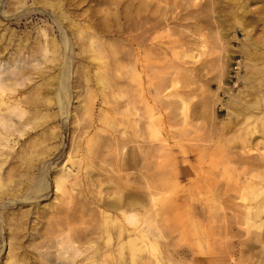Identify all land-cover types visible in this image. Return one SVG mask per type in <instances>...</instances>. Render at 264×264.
<instances>
[{
	"label": "rangeland",
	"instance_id": "rangeland-1",
	"mask_svg": "<svg viewBox=\"0 0 264 264\" xmlns=\"http://www.w3.org/2000/svg\"><path fill=\"white\" fill-rule=\"evenodd\" d=\"M22 70L25 77H10ZM0 78L19 79L12 95L25 109L37 107L32 99L45 83L64 90L61 104L47 96L46 117L34 129L9 138L6 153L15 159L4 170L22 167L0 190V264L9 256L12 264H57L64 213L48 210L55 198L73 219L74 248L102 244L117 257L114 241L104 243L111 233L98 229L100 209L115 192L122 202L127 194L143 200L137 209L145 210L134 257L124 245L119 264H264V211L259 219L253 214L264 194L244 185L263 172L264 122L242 117L264 118V0H0ZM85 125L88 136L81 135ZM80 135L84 158L74 183L55 192L47 174L48 189L33 201H9L23 189L20 181L38 180L40 162L47 171L75 155ZM35 143L55 150L45 158L38 147L31 157ZM151 186L166 192L156 216ZM150 217L162 239L140 226Z\"/></svg>",
	"mask_w": 264,
	"mask_h": 264
},
{
	"label": "bare ground",
	"instance_id": "bare-ground-1",
	"mask_svg": "<svg viewBox=\"0 0 264 264\" xmlns=\"http://www.w3.org/2000/svg\"><path fill=\"white\" fill-rule=\"evenodd\" d=\"M63 36H65V35H63ZM62 40H63V38H62ZM93 45H95L94 42H93ZM55 46L54 45H51L50 46L51 54H52V57L53 58H56V55H55L56 52L54 50L56 48ZM89 48H91V47H89ZM94 48H96V46ZM97 48L99 49V46ZM27 50H29V49H27ZM3 51H4V49H3ZM93 51H95V49H93ZM96 51H97V49H96ZM100 51L101 50L99 49V51H97V53L99 52L101 54ZM93 54H95V52ZM93 56H96L97 57L98 55L95 54ZM98 58H100V57H98ZM98 58H97V60H99ZM93 60H95V59L93 58ZM46 62H49V61L46 60ZM98 63L100 65V61H98ZM98 71H99V69H98ZM26 72H28V71H26ZM26 72H24L23 70L22 71H19L18 73L11 72L10 73V77H25L26 76ZM103 72H104V70H103ZM41 75L43 76L44 73L41 74ZM99 75H97V76H99ZM43 77H45V76H43ZM102 77H103V75H102ZM31 78H28L27 81H30ZM102 79H104V78H101L100 79L99 84L100 85H105L104 84V80L105 79L104 80H102ZM18 80L19 79L0 78V190H1V186L4 188V186H6L8 184L9 185H12V182H13L12 180L14 179V177H18V174L20 173L19 172V169H21V167H22V162H20L19 166L12 167L8 171L4 170L5 164H7L8 162L10 164L11 163H14V162H11V161L15 159L14 156H11L10 154L6 153L8 151H11L12 148H13V146H11V145L8 144L9 143V138L10 137H13L15 135V133L18 134V137L22 136L23 135V132H24V129H25L24 127H30L29 129L32 130V129L35 128V125H36V123H34V121L39 120V119H43V118L46 117L43 114H41V112H43L42 111V108H44L43 106L51 102V99L50 98H47L48 95H51V94L54 95L55 94L58 97L59 104H61V102L63 101V100H61V96L64 93V90L61 91L60 88H57L56 90L55 89L52 90L50 87L53 86V83L54 82L53 83H49V84L45 83V84H43L44 89H42V91H36V93L34 95L35 97L32 99L33 102H32V104L30 103L31 105H33V103H34V105H37V107L36 108L31 107L33 109H30V108L29 109H25L21 105L20 100H18V97H16V95L15 96L12 95L13 93H15L16 87L20 85V83H19ZM105 83H106V81H105ZM55 84H57V83H55ZM57 85H59V84H57ZM60 85L62 86L63 85V82H60ZM106 86H107V84H106ZM62 87L65 88V86H62ZM65 94L68 95L67 91L65 92ZM64 97H67V96H64ZM24 103H25V101H24ZM42 104H43V106H41ZM238 111H240V110L238 109ZM83 112L90 119V117L92 115V101H89L88 100L86 102V104L84 105ZM238 113L239 112H237V114ZM243 113H245V112H243ZM258 113H259V111H258ZM53 114L56 115L55 113H53ZM53 114L51 113V115H53ZM245 115H246V117H245L246 121H248V120L251 121L253 119V121L255 120L257 122H264V118L259 117L258 116L259 114L257 115L258 116L257 117L256 115H254V112L251 113V114L249 112L248 113L246 112V114H244V115L242 114V117L245 116ZM50 116H48V117H50ZM13 118L18 119V122L12 123L11 121L13 120ZM243 119H244V117H243ZM90 128H91V126H87V125L83 126L81 128V130H80L81 131V135L88 136L87 130L90 129ZM93 130H94V134H96V133L101 132L102 131V128H95V127H93ZM88 132H89V130H88ZM81 135H80V137H81ZM45 136H46V134H45ZM51 138L52 137L50 136L47 139H51ZM86 139H88V138H86ZM42 140L46 141V138L44 137ZM83 140H85V139H83L82 137L79 138V143L76 144V149H75L76 152H75V155H73V156H70V155L67 156L66 162H65V164L63 166H61V167H58L57 166L56 167L55 164L52 162L53 164H49L51 166L46 171V165L40 162V166L41 167L39 168V165L37 167L38 168L37 170L40 173L39 174L40 177L38 178V180H35L34 183H32V181H28V182H24V183L22 182L21 183V181H20V184L18 186H21L24 189L25 186L28 185L30 188L28 190L26 189V191H23L22 188H18V193L16 191H13L10 195L8 194V196L10 197L9 201L10 202H17L18 203L19 201L17 199L18 198H21L24 195H25L26 198L24 200L22 199L23 201H25V202L27 200H32L33 201L34 200L33 198L36 197L38 193L41 194L46 189H48V184L45 181L46 180V177H47V174H49L51 177H53L52 178L53 180L51 182V187H53V189H55L54 190L55 192H57L60 187L66 186V184L74 183V181L72 182V180H74V179L77 178L78 172L80 170V164L82 162V159L81 158H84V156L83 157H80L81 155H83V153H81V149L82 148L80 149V147H81L80 145H81V142ZM89 140L91 141V138H89ZM25 144H23L24 147L28 145V144L27 145H25ZM29 144H30V141H29ZM22 146L20 148H22ZM38 147H41V146H40V144H37V143L31 144L29 146V148L32 149V151L30 152L31 153V157H33L34 154L35 155L38 154ZM25 149H27V147H25ZM40 149L42 150L43 148L41 147ZM51 149L47 148L45 150H42V154L43 155L46 154V157L45 158L48 157L47 156V153L49 151H51ZM41 150H40V152H41ZM53 150H55V149H53ZM60 155H64V154L61 153ZM50 156H51V154H50ZM26 159H23V158L21 159L20 158V161L21 160H25L26 161ZM28 159H29V157H28ZM257 165H258V167L260 169L263 170V172L260 171L261 174H264V169H263L264 168V157L258 161V164ZM29 166H31V165H29ZM82 166H83V163H82ZM32 167H34V166H32ZM16 172H18V173L16 174ZM257 173L258 174H256V175H251L250 177L245 178L244 185L247 188H249V189L250 188L256 189V192L257 193L259 192V193H263L264 194V175H261L259 172H257ZM27 174H29V173H27ZM254 174H255V172H254ZM27 177H28V175H27ZM16 179H18V178H16ZM21 179H23V178L21 177ZM256 182H258V184H255ZM15 183L17 184L18 181L15 182ZM158 183H160V182H158ZM156 186H158V184ZM11 187H15V184L13 186H11ZM5 188H7V187H5ZM148 188H151L150 195H149V199H150L151 202H153V204L155 206L154 216H156V215H158L157 214V211H158V208H160L159 206L162 205L166 201V199H165L166 198L165 197L166 196V192H165V190H158V188H155V187H152V186L151 187H148ZM14 190H16V188ZM8 192H10V191H8ZM64 192L65 193H63V194L66 196V198H67L66 200L68 201V203H70V201L72 200V196L70 195V193H68L69 191H67V192L64 191ZM101 193L102 192H99L98 195H100ZM1 194H4L5 195V193H1ZM114 194H115V196L113 195L114 197H112V200L110 201V203H108L105 206L104 209H100L101 210L100 211L101 224L98 226V229H99V232H101L102 236L109 235V234H107L108 232L111 233V235H112L111 237H107V238L105 237L106 240L104 241V243H107V244L110 245V242H113L114 241V243H112L111 245H112V247L115 246V248H117V257L114 254L112 255V253H113L112 248L110 250L106 246L104 247V245L102 247V244H100V243L99 244L101 245V247L100 246H95L96 244L94 246L93 245H90L89 248H88V250H85V251H81L79 248H74L73 245L75 244L76 240L73 237V235L71 236V230H72L71 226H72V223H73V219L70 217V215H68V213L65 214V209L61 207V202H60L61 200H60V198H55V201L56 202H51L50 206L48 207V210L56 211L55 212V215L56 214L64 213L63 223L62 224L59 223L60 225H59V232L58 233H59V235H61L60 236L61 238H60V240H57L56 241V243L60 246V252H58V253L56 252L57 255H54L55 256V259L57 260V264H119V261H118L119 258L118 257H119V254H120V249H122V247L124 245H126V247L128 248V250L130 252V257L131 258L134 257V253H135V250H136V245H135L136 229L135 228H136V226H138V224H140L139 223L140 222L139 221L140 220L139 217L145 211V210H139V209H137V207H138L139 203H141V204L143 203V200H140L139 201L134 195H128L127 194V196L125 198L126 200L124 202H122L120 195L118 193H116V192ZM253 194H255V193H253ZM254 196L256 197V195H254ZM258 196H259V194H258ZM102 200H104V199H102ZM260 202H259L260 204L258 205V207L255 208V213H253L255 215V217L258 218V219L260 218V215L264 211V199L262 201H260ZM103 204H104V202L101 204L104 207ZM7 205H11V204H7ZM7 205L6 206H3V207L5 209H7V207L9 208V206H7ZM101 205H100V207H101ZM44 210L47 211V209H44ZM67 211H68V209H67ZM248 211H249V213H251L250 212L251 209H249ZM20 216H24V215H19V217ZM10 217H12V215ZM22 218L23 217H21V219ZM122 219L127 224H129V225L125 226L122 223ZM141 219H143V218L141 217ZM147 219L144 220V221L142 220V224L140 226H144L145 228H147L149 230V233L151 235H153L156 239H158V240L159 239H162V234L163 233L161 232L160 228H158L157 225H156L157 227L154 226L155 221L153 219H151V217L150 218H147ZM11 221H13V220H11ZM11 221L9 223H11ZM22 222H23V220H22ZM263 223H264L263 220H261L258 224L259 225H262ZM153 226L155 227L154 228V231L151 230V228H153ZM65 229H66V232L64 231ZM139 229H141V228H139ZM139 229H138V231H139ZM150 230H151V232H150ZM122 232H124L126 234V241L125 242H123L122 239H121ZM0 233H1V231H0ZM49 237H51V234H50ZM45 238H47V237H45ZM53 238L54 237L52 236V239ZM101 239H102V237H101ZM111 240H113V241H111ZM47 241H48V238H47ZM8 245H9V249H10L11 244L8 243ZM44 246H46V245L44 244ZM47 247H48V245H47ZM52 247H54V246L52 245ZM70 248L71 249L74 248L73 249L74 251L68 252L67 249H70ZM103 248L105 249L104 251H103ZM87 251H90V256L86 255V252ZM41 254H42V252L40 253V255ZM46 254H47V251H46V253L44 255H46ZM49 254H48V256L51 255V254L50 255ZM7 255H9V254H7ZM41 256H40V258H41ZM5 259H6L5 261L7 262V264L8 263L9 264H12L11 256H9V257H7ZM44 259H45V257H44Z\"/></svg>",
	"mask_w": 264,
	"mask_h": 264
}]
</instances>
